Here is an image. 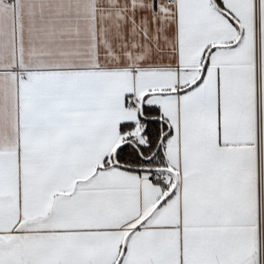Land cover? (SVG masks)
Masks as SVG:
<instances>
[{"label": "snow or ice", "instance_id": "snow-or-ice-1", "mask_svg": "<svg viewBox=\"0 0 264 264\" xmlns=\"http://www.w3.org/2000/svg\"><path fill=\"white\" fill-rule=\"evenodd\" d=\"M0 264H264V0H0Z\"/></svg>", "mask_w": 264, "mask_h": 264}]
</instances>
